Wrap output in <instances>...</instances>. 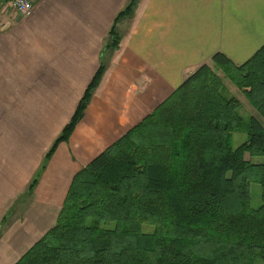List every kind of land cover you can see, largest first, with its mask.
<instances>
[{"label": "crops", "instance_id": "0c3cea01", "mask_svg": "<svg viewBox=\"0 0 264 264\" xmlns=\"http://www.w3.org/2000/svg\"><path fill=\"white\" fill-rule=\"evenodd\" d=\"M0 5V264H14L54 226L73 176L221 53L234 65L264 45V0H33ZM106 69L68 141L28 187L87 85Z\"/></svg>", "mask_w": 264, "mask_h": 264}, {"label": "trees", "instance_id": "16d2710c", "mask_svg": "<svg viewBox=\"0 0 264 264\" xmlns=\"http://www.w3.org/2000/svg\"><path fill=\"white\" fill-rule=\"evenodd\" d=\"M137 1L117 14L105 47L117 48L115 25L132 18ZM210 62L73 176L54 226L14 264H264V163L252 161L264 157V125L250 118L247 140L230 148L243 125L240 103L216 74L264 122V45L240 66L221 53ZM105 69L100 61L28 193L82 119ZM252 184L261 189L257 209Z\"/></svg>", "mask_w": 264, "mask_h": 264}, {"label": "rangeland", "instance_id": "374dc122", "mask_svg": "<svg viewBox=\"0 0 264 264\" xmlns=\"http://www.w3.org/2000/svg\"><path fill=\"white\" fill-rule=\"evenodd\" d=\"M216 74L221 77L222 82L226 88L225 95H231L238 99L240 103V107L238 109V113L240 117L242 118L243 125L242 129L232 133L230 137V148L233 150L240 146L242 143H244L247 140V135L245 132V124H247L248 120L252 117L260 121L263 125L264 122L260 119L258 114L252 109V107L248 104V102L245 100V98L242 96V94L228 81L226 80L223 75L216 71ZM248 159V157H247ZM252 161L254 163H264V157H256L252 158ZM261 189L260 186L257 184L251 185V200H250V207L252 209H257L261 205ZM144 232H150L152 230V227L150 226H143Z\"/></svg>", "mask_w": 264, "mask_h": 264}, {"label": "built area", "instance_id": "2783aa9c", "mask_svg": "<svg viewBox=\"0 0 264 264\" xmlns=\"http://www.w3.org/2000/svg\"><path fill=\"white\" fill-rule=\"evenodd\" d=\"M35 2L33 0H0V5L8 6L20 17L31 15Z\"/></svg>", "mask_w": 264, "mask_h": 264}]
</instances>
